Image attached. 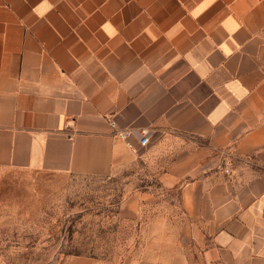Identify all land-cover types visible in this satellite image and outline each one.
Instances as JSON below:
<instances>
[{"label": "crops", "instance_id": "0c3cea01", "mask_svg": "<svg viewBox=\"0 0 264 264\" xmlns=\"http://www.w3.org/2000/svg\"><path fill=\"white\" fill-rule=\"evenodd\" d=\"M169 146L188 234L130 264H264V0H0L1 169L108 176Z\"/></svg>", "mask_w": 264, "mask_h": 264}, {"label": "rangeland", "instance_id": "374dc122", "mask_svg": "<svg viewBox=\"0 0 264 264\" xmlns=\"http://www.w3.org/2000/svg\"><path fill=\"white\" fill-rule=\"evenodd\" d=\"M170 146L108 176L0 168V264H69L77 256L130 264L158 240L187 237L178 185L161 180ZM221 155L213 165L231 172L232 159ZM142 191L151 195L138 211H125L128 196Z\"/></svg>", "mask_w": 264, "mask_h": 264}, {"label": "built area", "instance_id": "2783aa9c", "mask_svg": "<svg viewBox=\"0 0 264 264\" xmlns=\"http://www.w3.org/2000/svg\"><path fill=\"white\" fill-rule=\"evenodd\" d=\"M111 124H112V126H115L114 122H112ZM139 133H140L139 144L141 146H147L150 143L149 131L147 129H141L139 131ZM118 135L122 138H127L128 132L121 130V131H118ZM226 170H228V169L226 168Z\"/></svg>", "mask_w": 264, "mask_h": 264}]
</instances>
